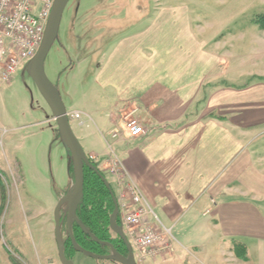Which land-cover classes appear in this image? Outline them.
Masks as SVG:
<instances>
[{"label":"rangeland","instance_id":"rangeland-1","mask_svg":"<svg viewBox=\"0 0 264 264\" xmlns=\"http://www.w3.org/2000/svg\"><path fill=\"white\" fill-rule=\"evenodd\" d=\"M163 5L182 8L178 17L182 15L183 26L178 18V36H169V45L182 46L179 40L183 39L189 51L194 47L200 51L203 46L215 63L207 74L193 75L196 63L203 65L195 53H189L182 70L168 75L178 90L194 83V90L184 88L183 115L199 116L201 110L207 111L206 115H223L219 111L208 113L205 101L209 86L217 87L216 94L223 90L226 100L225 88L240 91L245 84L264 82V0H69L43 61V71L56 87L65 110H80L81 119H70L69 123L85 155L93 152L103 159L106 148L101 132L110 137L107 133L118 113L123 123L134 120L145 130V122L133 114L138 110L139 115L149 114L151 108L145 103L162 101L163 96L143 90L149 85L144 84L148 78L141 70L148 65L137 58L140 52L150 53L144 50V42L157 38L164 22L168 35L175 30L177 16L162 12ZM118 45L121 50H132V59L123 63L126 72L109 76L108 84L103 81L105 77L98 81L99 69ZM168 62L178 63L168 64L174 68L182 63ZM28 64H21L10 82L0 83V264H61L53 212L72 184L71 160L55 121L48 120L52 113L29 75ZM195 83H200L196 93ZM105 176L117 194L114 179L108 173ZM64 213L65 207L60 210L61 215ZM67 254L71 256L70 251ZM72 259L75 264H98L80 253H74ZM141 264L165 262L157 255Z\"/></svg>","mask_w":264,"mask_h":264},{"label":"crops","instance_id":"crops-1","mask_svg":"<svg viewBox=\"0 0 264 264\" xmlns=\"http://www.w3.org/2000/svg\"><path fill=\"white\" fill-rule=\"evenodd\" d=\"M179 9L182 11L161 6L162 12L177 16L173 22L175 30L168 35L167 23L160 24L164 30L157 38L144 42V50L150 53L140 52L137 58L148 65L141 70L148 78L144 84L149 85L143 90L163 96L162 101L146 102L145 106L151 108L149 114L139 115L140 110L133 114L145 122V134L137 137L125 133L118 113L119 118L113 120L107 133L110 137L107 139L101 132L106 148L103 157L112 146L156 219L170 229L173 239L170 252L162 258L165 264H264V82L253 81L245 87L241 84L240 91L225 88L226 100L223 90L216 94L217 87L209 86L205 101L208 113L219 111L223 115H206L205 110L195 117L183 115L184 88L194 90V83L178 90L168 75L182 70L189 53H195V59L203 65L196 63L198 68L193 75L207 74L215 63H211L210 52H205L203 46L200 51L198 47L189 51L183 39L179 40L182 46L173 42L169 45V36H178V18L183 26ZM131 51L129 47L121 50L116 46L105 66L99 69L98 81L105 77L103 81L108 84L109 76L124 74L123 63L132 59ZM169 59L182 63L179 68L169 67ZM199 84L195 83V93ZM111 86L117 90L116 84ZM48 120L54 121L52 116ZM114 130H119L116 138L111 137ZM87 155L101 158L93 152ZM102 169L116 185V177ZM160 224L154 223L158 228ZM240 245L245 258L236 256V247Z\"/></svg>","mask_w":264,"mask_h":264},{"label":"built area","instance_id":"built-area-1","mask_svg":"<svg viewBox=\"0 0 264 264\" xmlns=\"http://www.w3.org/2000/svg\"><path fill=\"white\" fill-rule=\"evenodd\" d=\"M54 0H0V83L11 81L18 67L30 61L36 54ZM69 118L79 119V112L68 113ZM123 130L129 137L145 133L134 120L125 121ZM119 135V130L111 134ZM112 146L104 158L107 172L116 177L119 225L130 241L136 261L143 262L153 256L170 252L173 239L170 229H166L156 219L153 211L137 186L115 155ZM90 160L96 156L89 155ZM153 222V223H152ZM154 223H159L156 227Z\"/></svg>","mask_w":264,"mask_h":264},{"label":"water","instance_id":"water-1","mask_svg":"<svg viewBox=\"0 0 264 264\" xmlns=\"http://www.w3.org/2000/svg\"><path fill=\"white\" fill-rule=\"evenodd\" d=\"M69 0H54L51 8V12L49 18L47 20L43 39L40 43V46L34 55V57L29 61V75L36 85L39 93L47 103L52 113L53 120L56 123L58 133L60 134L63 143L65 145V149L67 151L68 157L70 158L71 166H72V184L70 185L68 191L62 195L53 212L54 219V240L57 246L58 258L61 264H74L71 260L67 259L64 254V241L61 236V214L60 210L62 208H66L67 215V234L68 238L71 240L72 247L74 251L81 253L86 257L93 258L95 260H112L119 262L120 264H135L133 255L130 248V243L126 238L122 227L117 223L118 219V202L114 195V192L107 181V179L102 175L89 161L84 151L82 150L77 138L73 134L69 117L67 115V111L65 110L63 103L57 94L56 90L52 87L49 81L46 79L44 71H43V61L57 36L58 28L61 20L62 13L67 5ZM84 166L90 168L93 172L98 175V177L103 182L104 186L109 192L113 203V211L109 217V227L110 229L127 245L129 249L128 258H124L119 255L117 252L113 251L111 255H97L93 254L76 244L74 241L72 232H71V224L76 222L81 230L96 241L99 244H109L105 241H100L96 239L82 224L76 217V208L80 203L83 192H84Z\"/></svg>","mask_w":264,"mask_h":264},{"label":"trees","instance_id":"trees-1","mask_svg":"<svg viewBox=\"0 0 264 264\" xmlns=\"http://www.w3.org/2000/svg\"><path fill=\"white\" fill-rule=\"evenodd\" d=\"M262 26H264V20ZM89 161L106 178L104 171L102 169L103 167L102 163L104 160L96 159ZM69 172L70 175H72L71 162H70ZM112 211H113V203L108 190L106 189V187L104 186L103 182L98 177V175H96V173L93 172L87 166H84V194L80 203L77 205L76 208L77 219L96 239L103 241H114V239L112 238L113 233L109 229V217ZM76 235L74 234L76 244L81 245L80 236L79 235L76 236ZM90 244H93V246L95 247L98 246V245H94V243H92L88 239V242L83 245V248L90 250L91 247ZM97 248H101V247H97ZM243 249L244 247L242 245L237 246L236 256H239L240 258H245V253Z\"/></svg>","mask_w":264,"mask_h":264},{"label":"flooded vegetation","instance_id":"flooded-vegetation-1","mask_svg":"<svg viewBox=\"0 0 264 264\" xmlns=\"http://www.w3.org/2000/svg\"><path fill=\"white\" fill-rule=\"evenodd\" d=\"M60 228H61V236H62L63 232L65 234V238L64 239L62 238L64 241V246H63L64 254H65L67 259H69L73 262V259H72L73 254L79 253V252L74 251L72 244H71V240L67 237L68 234H67V215H66V213L61 215ZM109 229H110V227H109ZM110 231L115 235V236H112L114 241H105V242H108L109 244H99L96 241H94L92 238H90L88 235H86L81 230V228L79 227V225L76 222H73L71 224V232H72L74 241H75L74 234L75 235L77 234L76 236L79 235L80 239H81V241H80L81 245H79V246L81 248H83V245L86 244L88 242V239H89L92 243H94V245H98L97 247H101V248H97V247L93 246V244H90L91 245L90 250H88L86 248H83V249H85V250H87L93 254H97V255H111V254H113V251H114V252H117L122 257L127 259L129 256V249H128L127 245L111 229H110ZM80 233H82V234H80ZM100 241H103V240H100ZM128 242L130 243L129 240H128ZM103 246H105V247H103ZM130 248H131V252H132L135 264H141V263H138L136 261L134 250L132 248L131 243H130ZM68 251L71 252V256L69 254H67ZM57 253H58V251H57ZM96 261L98 262V264H99V262H102V261H109L111 264H120L119 262L112 261V260H96Z\"/></svg>","mask_w":264,"mask_h":264},{"label":"bare ground","instance_id":"bare-ground-1","mask_svg":"<svg viewBox=\"0 0 264 264\" xmlns=\"http://www.w3.org/2000/svg\"><path fill=\"white\" fill-rule=\"evenodd\" d=\"M101 173V172H100ZM114 182V181H113ZM83 194H84V192H83ZM174 242V241H173ZM175 243V242H174ZM78 245V244H77ZM79 246V245H78ZM66 257V256H65Z\"/></svg>","mask_w":264,"mask_h":264}]
</instances>
